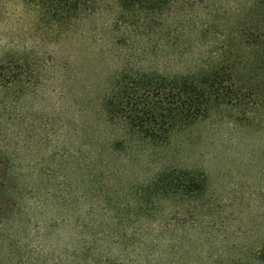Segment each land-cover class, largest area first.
I'll use <instances>...</instances> for the list:
<instances>
[{"label":"rangeland","instance_id":"rangeland-1","mask_svg":"<svg viewBox=\"0 0 264 264\" xmlns=\"http://www.w3.org/2000/svg\"><path fill=\"white\" fill-rule=\"evenodd\" d=\"M19 5L0 0V60L17 81L0 90V264H45L70 243L54 240L60 222L98 223L76 203L63 209L76 178L102 189L108 210L129 211L106 217L129 219L125 231L145 241L127 264H264L262 0H161L141 21L122 0H96L56 31ZM139 68L230 81L205 114L153 140L101 116L113 77ZM86 153L89 169L76 170ZM162 175L200 190L164 195Z\"/></svg>","mask_w":264,"mask_h":264},{"label":"trees","instance_id":"trees-1","mask_svg":"<svg viewBox=\"0 0 264 264\" xmlns=\"http://www.w3.org/2000/svg\"><path fill=\"white\" fill-rule=\"evenodd\" d=\"M15 1L20 4L22 11L31 12L37 21L43 22L52 31L59 28L67 29L70 24L78 22L86 14L94 11L96 3V0ZM160 1L122 0V7L125 13L131 14L132 19L141 21L146 19L144 16V18L140 17L141 12L144 10L149 11L153 8L151 6L157 5ZM262 3L264 11V0H262ZM262 23L264 31V12ZM126 41V38L122 41L118 38L115 44L125 43ZM5 63L4 59L0 60V90L9 91L12 86L17 84V81ZM229 81L228 77H222L217 71H209L200 75L186 74L171 79L154 72H146L140 68L136 69L134 74L124 71L113 77V86L110 87L107 94H104L101 102V116L105 121L119 120L130 129L137 130L153 140H158V138L159 140H165L171 131L188 126L203 113L205 114L210 102L218 93L217 87ZM88 158L87 153L86 157L80 158L76 163V170L82 171V169H79L80 167L87 168L90 163ZM3 160L0 146V162ZM162 176L160 181L152 185L155 188L157 187L156 189L164 195L181 193L184 189L192 193L200 190L198 182L184 185L179 180L180 178L173 179L169 175ZM83 183H85L83 180L76 178L77 187L71 193V196L66 198L67 201L63 203V209L67 210L69 207L67 203H76L83 217L88 215L98 223L88 221L63 223L65 220L60 222L58 232H61L62 235L54 237V240L61 243L63 239H66L70 243L58 253L57 249L49 248L45 254L44 263L127 264L128 249L131 253L136 252L139 246L145 249V241L140 234L135 236V233L129 234L125 231L127 228L126 221H130L129 219H119L120 222L111 223L106 217H109L110 211L117 212L122 216L127 215L129 211L123 210L121 212L118 207L108 210V204L104 202L105 195H103L102 189L96 188L97 185L89 190L84 189ZM84 205L89 207L85 211H83ZM133 209L137 210L138 208ZM137 213L134 212L133 216L137 215L140 220L141 212ZM98 217L105 218L108 222H103ZM49 233L51 234L50 231ZM158 241L159 239L156 240L155 247L158 246ZM116 252L119 253V256L118 254L114 255Z\"/></svg>","mask_w":264,"mask_h":264}]
</instances>
